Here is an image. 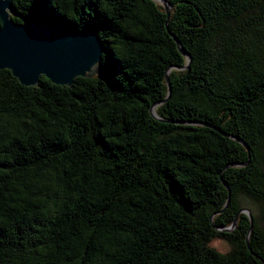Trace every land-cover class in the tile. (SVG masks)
<instances>
[{"label":"trees","instance_id":"1","mask_svg":"<svg viewBox=\"0 0 264 264\" xmlns=\"http://www.w3.org/2000/svg\"><path fill=\"white\" fill-rule=\"evenodd\" d=\"M12 3L104 52L0 69V264H264V0Z\"/></svg>","mask_w":264,"mask_h":264},{"label":"water","instance_id":"2","mask_svg":"<svg viewBox=\"0 0 264 264\" xmlns=\"http://www.w3.org/2000/svg\"><path fill=\"white\" fill-rule=\"evenodd\" d=\"M163 2L169 13L166 2ZM14 15L12 0H0V69L10 70L22 84L36 86L44 75L55 84L71 86L76 77L92 76L96 68L98 72L104 47L96 31L65 32L59 26L30 20L16 22L12 18ZM176 41L180 52L185 55L179 41ZM166 80L170 94L168 75ZM240 212L248 213L252 226L251 212ZM237 218L238 214L232 227L222 230L233 229Z\"/></svg>","mask_w":264,"mask_h":264},{"label":"rangeland","instance_id":"3","mask_svg":"<svg viewBox=\"0 0 264 264\" xmlns=\"http://www.w3.org/2000/svg\"><path fill=\"white\" fill-rule=\"evenodd\" d=\"M96 71H97V68L93 71L92 75H95ZM212 244L220 251H227L229 249L228 243L223 240H215L213 241Z\"/></svg>","mask_w":264,"mask_h":264}]
</instances>
